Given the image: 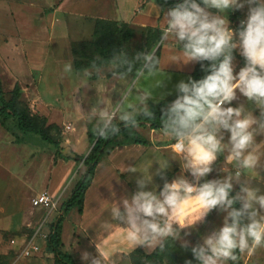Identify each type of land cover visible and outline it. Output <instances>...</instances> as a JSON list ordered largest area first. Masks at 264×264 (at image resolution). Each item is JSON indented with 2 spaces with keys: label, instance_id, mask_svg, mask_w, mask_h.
I'll list each match as a JSON object with an SVG mask.
<instances>
[{
  "label": "clouds",
  "instance_id": "9594fccd",
  "mask_svg": "<svg viewBox=\"0 0 264 264\" xmlns=\"http://www.w3.org/2000/svg\"><path fill=\"white\" fill-rule=\"evenodd\" d=\"M246 6L247 18L234 30L227 13ZM164 20L158 46L176 42L182 49L180 55L170 57L169 64L197 62L205 74L176 85V98L162 116L164 135L174 140L171 155L154 156L144 166L127 168L142 174L135 180L137 190L107 209L110 219L104 226L107 230L113 222L121 225L133 248H163L169 238L181 240L188 248L190 241L182 237V231L216 211L223 214L221 226L203 236L191 252L199 264H227L237 259V253L264 247V190L252 184L254 179L264 180L257 150V137L264 135V0H179L164 11ZM236 52L244 59L238 70ZM155 53L154 48L130 58L121 50L113 58L114 78L126 79L121 68L132 73L136 63L141 66L113 90L120 96L115 103L102 98L97 89L98 99L86 115L98 137L118 134L120 124L136 127L141 111L150 114L149 101L165 80ZM93 68L84 77L106 78L100 68ZM63 71L71 74L73 64L65 63ZM148 77L158 78L145 88L142 81ZM240 97L255 109L234 104ZM222 156L224 163L217 172ZM170 159L180 162L181 175L165 180L162 188L150 189L154 175L163 178ZM154 163L159 165L155 173L151 171ZM214 172L217 175L209 178ZM81 259L86 264H106L108 257L98 250L97 256L84 252Z\"/></svg>",
  "mask_w": 264,
  "mask_h": 264
},
{
  "label": "rangeland",
  "instance_id": "374dc122",
  "mask_svg": "<svg viewBox=\"0 0 264 264\" xmlns=\"http://www.w3.org/2000/svg\"><path fill=\"white\" fill-rule=\"evenodd\" d=\"M247 12L246 6L244 9L227 13L230 26L234 30L247 18ZM116 13L114 0H0L2 90L9 100L14 88L19 86L24 108L28 107L33 115L46 117L50 134L61 143L67 136H82L84 139L83 134L88 130L96 133L94 123L89 121L86 113L90 112L98 99L97 89L102 98L112 99L115 103L120 96L113 90L132 78L130 76L118 79L111 75L113 58L118 52H113L110 47L104 45L94 33L98 19H115ZM131 30L133 35L125 41L122 48L130 58L134 57L136 52L152 51L154 48L156 51L160 49L161 57L162 48L158 46L159 42L151 45L154 31L138 27ZM67 62L73 64L71 74L63 71ZM76 62L89 64L90 67L85 71L94 72L95 65L101 69V76L106 78L100 79L95 74L91 78L84 77L85 71H78ZM234 63L238 70L244 65V59L235 57ZM187 65L183 62L176 64L179 67ZM133 72L135 73V70ZM183 74L185 73H163L164 84L154 90L153 98L149 102L167 107L168 103L176 98V85L181 80L188 79ZM156 78L144 79L143 86L149 88ZM238 103H244L249 110L255 109V105L243 97L234 102ZM256 114H259V110H256ZM9 127L10 125L6 127L0 122V264H32L36 262L35 259H43V264H52L53 255L48 254L46 250V236L50 224L59 217L60 210L49 214L41 207H34L32 201L44 191H52L54 195L60 193L63 188L61 185L65 186L69 177L61 179V168L58 167L59 160H55L53 146L43 141L39 135L24 134L13 126ZM161 134L164 135L150 128L136 126L129 131L128 136L120 137L118 142L145 140L155 146L162 144L166 139ZM92 145L91 143V147ZM257 145L262 157V166L258 170L261 177H264V135L257 137ZM170 155L164 154L161 157ZM154 156L155 154L149 153L147 160ZM78 163L80 162H77L76 167ZM222 164L217 167V172ZM158 167V163H154L151 171L155 173ZM180 167L178 160L170 159L169 167L162 174L163 178L154 175V183L149 188L154 189L156 185L162 188L165 180L171 181L181 175ZM216 175L214 172L209 178ZM255 180L252 181L253 185ZM255 184L254 187L264 190V180L257 179ZM235 190H239V185ZM222 218L223 214L213 211L207 220L183 230L182 237L190 241L188 248L182 246L181 240L169 238L163 248L159 245L142 248L123 258L119 264H186L187 260L199 264L191 252V247L202 242L209 223L212 222L215 229L221 226ZM43 223L45 224L40 231L43 235H39L35 240L36 245L40 246V251L30 256L24 255L27 242ZM68 233L67 227L65 242L69 240ZM72 237L74 243L70 245L69 250L78 263L86 264L81 259L84 252L97 256L85 248L81 242L82 238L77 237L74 231ZM239 262L264 264V247H258L250 253L246 251L241 254Z\"/></svg>",
  "mask_w": 264,
  "mask_h": 264
},
{
  "label": "crops",
  "instance_id": "0c3cea01",
  "mask_svg": "<svg viewBox=\"0 0 264 264\" xmlns=\"http://www.w3.org/2000/svg\"><path fill=\"white\" fill-rule=\"evenodd\" d=\"M114 2L117 8V18L110 19L112 21L127 23L132 28L138 27L145 29H161L165 24L164 11H162L161 7L152 0H114ZM178 47L179 45L176 42L161 46L160 66L165 74L185 73L183 75L186 76V78H189L192 76L197 62H190L186 67L169 64L170 57L181 54L182 50ZM134 74V72L130 73L126 75V77L133 76ZM112 79L113 78H111V80ZM83 136L85 137L84 139L82 136L81 138L67 136V138L62 141L63 148L71 150L79 156L87 155L92 148L88 137V131L85 135L83 134ZM161 136L164 138L166 137L163 134H161ZM170 140V137H166L162 144L155 146L152 142L150 146L128 143L116 146L111 150L109 155L96 167L92 183L85 193L83 213L80 214L78 208L75 207L66 217L63 228L64 251L72 255L69 247L74 243V238L72 237L73 231L77 234V237L82 238L81 242L84 243V246L88 251L94 252L97 255L98 250L104 252L108 257L106 264H119L123 258L133 254L138 249H146L143 246L136 248L129 246L124 236V228L117 223L113 222L107 230L105 229V222L110 219L107 209L113 206L114 202H121L125 197L130 198V196L137 190L135 180L142 174L139 172L133 173L126 171L127 168L136 165L144 166L148 161L147 155L149 153H153L155 156H164V154L170 155L171 153L169 152H171V147L170 145H167ZM76 165L77 162L74 160L58 161V167L59 169L61 168L59 172L61 179L64 180L69 177V180L65 185L69 186L64 193L63 199L68 198L75 184L84 173L85 167L83 163H78V167H76ZM256 181L257 179L253 186L256 185ZM62 186L65 187L64 184H62L61 187ZM211 223L206 227V235L214 230ZM67 227L69 228V240L68 242H65ZM34 261L36 262L32 264H43L44 260L35 259ZM51 262L52 264H55L54 258Z\"/></svg>",
  "mask_w": 264,
  "mask_h": 264
},
{
  "label": "trees",
  "instance_id": "16d2710c",
  "mask_svg": "<svg viewBox=\"0 0 264 264\" xmlns=\"http://www.w3.org/2000/svg\"><path fill=\"white\" fill-rule=\"evenodd\" d=\"M157 3L162 11L168 10L174 7L179 0H152ZM131 26L124 22L112 21L107 19H98L95 25V35L99 37V40L106 46L110 47L113 52H119L123 48L125 41L132 37L133 31ZM154 31V36L152 37L151 45H156L159 42L161 31L160 29H151ZM180 50L181 47H178ZM156 56L160 59V49L156 51ZM235 57L242 58L237 53H234ZM141 65H134L133 71L139 69ZM90 67L89 64L76 62V68L78 71H85ZM120 72L122 74L127 73L126 68H121ZM205 73L202 71L200 63H197L194 72L192 73V78L200 79ZM166 107L160 104H153L149 102L150 114H145L143 111L140 112L136 119L137 125L143 128H150L152 131H158L164 133L163 130V114ZM0 122L11 128L12 126L24 134H34L39 135L43 141L50 144L55 149V160H65L76 162H82L85 170L81 178L75 184L70 195L67 199L62 202V214L50 224L49 233L46 238V250L48 253L53 255L55 264H80L76 261L73 256L64 251L63 247V228L64 222L68 214L77 207L80 214L83 213L85 193L90 187L92 180L95 175V170L97 165L104 160L111 150L116 146L128 144L118 142L120 137L128 136L129 131L133 127H126L120 124V132L116 135H111L107 138L98 137L96 133H92L88 130V137L90 142L93 144L87 155H76L73 151L67 152L63 148L62 143L59 139L54 138L50 132L49 127L46 125L47 118L40 115H33L29 108H24V104L21 101V88L16 86L12 92V97L8 100L2 90V84L0 81ZM12 125V126H11ZM129 143L143 144L150 146L152 143L145 140H136ZM174 143V140H170L167 145ZM223 156L220 162H218L217 167L223 163ZM235 194V192H234ZM239 205H237L238 207ZM208 217L206 218V220ZM141 249H138L139 251ZM160 251V249H158ZM135 251V252H137ZM158 251V252H159ZM134 252V253H135ZM240 253H237V259L234 261L239 263Z\"/></svg>",
  "mask_w": 264,
  "mask_h": 264
},
{
  "label": "built area",
  "instance_id": "2783aa9c",
  "mask_svg": "<svg viewBox=\"0 0 264 264\" xmlns=\"http://www.w3.org/2000/svg\"><path fill=\"white\" fill-rule=\"evenodd\" d=\"M69 185L63 187L60 191V193L54 195L52 191H44L40 195L36 196L33 199V206L34 207H41L43 210L48 211L49 214L57 212L60 210L59 216L62 214V202H63V196L65 191L67 190ZM47 221V218L45 219V222ZM45 223L41 224L37 232L32 236L31 240L27 242L25 248H24V255L30 256L31 254L35 252L40 251V246L36 245L35 240L38 238L39 235H43L40 231L42 230V227ZM47 238V236H46Z\"/></svg>",
  "mask_w": 264,
  "mask_h": 264
}]
</instances>
